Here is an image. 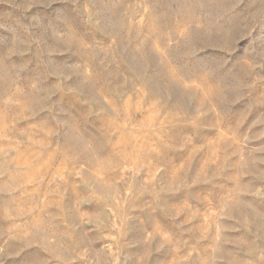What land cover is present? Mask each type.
I'll use <instances>...</instances> for the list:
<instances>
[{"label":"rangeland","instance_id":"rangeland-1","mask_svg":"<svg viewBox=\"0 0 264 264\" xmlns=\"http://www.w3.org/2000/svg\"><path fill=\"white\" fill-rule=\"evenodd\" d=\"M0 264H264V0H0Z\"/></svg>","mask_w":264,"mask_h":264}]
</instances>
